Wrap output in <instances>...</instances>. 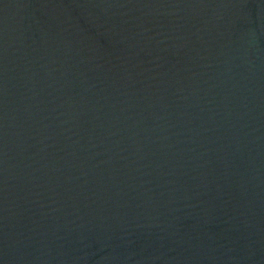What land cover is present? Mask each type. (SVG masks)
Here are the masks:
<instances>
[{
    "label": "water",
    "instance_id": "95a60500",
    "mask_svg": "<svg viewBox=\"0 0 264 264\" xmlns=\"http://www.w3.org/2000/svg\"><path fill=\"white\" fill-rule=\"evenodd\" d=\"M0 264H264V0H0Z\"/></svg>",
    "mask_w": 264,
    "mask_h": 264
}]
</instances>
